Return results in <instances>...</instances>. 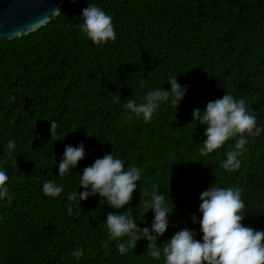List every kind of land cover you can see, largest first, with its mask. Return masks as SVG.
Segmentation results:
<instances>
[{
  "label": "trees",
  "instance_id": "16d2710c",
  "mask_svg": "<svg viewBox=\"0 0 264 264\" xmlns=\"http://www.w3.org/2000/svg\"><path fill=\"white\" fill-rule=\"evenodd\" d=\"M88 4L112 17L114 41L97 45L79 30ZM60 10L27 34L0 39V170L11 196L0 199V264H165L163 254H147L146 239L121 254L117 244L128 237L111 239L106 225L108 213L128 211L150 228L151 209L147 223L139 220L154 185L174 205L161 248L184 228L202 242L191 217L202 219L200 194L211 185L241 188L243 225L264 231V131L247 137L241 167L229 172L222 164L239 137L201 155L206 126L192 115L230 93L264 128V0H72ZM173 76L189 85L177 109L162 101L146 123L123 107L169 91ZM52 120L59 127L51 139ZM80 143L84 159L60 176L65 146ZM110 153L141 170L130 204L116 210L96 195L71 202L69 214V194L85 191L84 168ZM47 181L63 188L58 197L44 194Z\"/></svg>",
  "mask_w": 264,
  "mask_h": 264
},
{
  "label": "clouds",
  "instance_id": "9594fccd",
  "mask_svg": "<svg viewBox=\"0 0 264 264\" xmlns=\"http://www.w3.org/2000/svg\"><path fill=\"white\" fill-rule=\"evenodd\" d=\"M60 14L61 10L55 9L48 14V18ZM81 19L83 22L77 27L93 43L99 45L116 39L112 17L97 5L88 4L82 10ZM168 83L171 85L169 91L156 88L146 94L142 103H137L134 99H126L123 107L135 116L142 115L146 123L152 119L162 101L167 102L171 98V105L177 109L189 85H180L176 76H173ZM120 100V94L114 93L113 102L119 103ZM192 115L193 121H199L200 125L206 126L204 132L206 140L202 143L201 155L206 156L220 149L230 139L239 137L234 147L227 151L226 160L222 164V167L229 172L241 167L238 157L243 155L245 145L248 143L247 137L259 136L264 131V128L257 126V117L248 109L245 101L234 99L230 93L207 102L203 111L199 108L194 109ZM49 122L52 139L58 135L59 125L55 120ZM15 147V141L9 140L7 144L9 157L12 156ZM84 157L83 143L76 147L66 145L63 158L58 164L59 175L64 176L72 171ZM15 163L17 164L16 161ZM140 179V169L135 166L126 168L122 159L115 158L112 153L105 154L102 158L96 159L91 166L84 168L83 174L80 175V187L85 191L69 194L68 213H72L71 202L80 204V201H86L90 196L96 195L102 198L101 205L106 201L113 209H124L132 201ZM8 180L6 172L0 170V199H11ZM62 191L63 188L52 181L43 184V192L49 197H58ZM242 191L239 187L222 188L213 185L202 191L199 206L202 219L197 221L195 215L191 217L193 223L200 224L202 242L194 239L196 234L193 230L184 228L175 232L162 248L159 246L161 243H158V238L163 236L169 227L168 217L173 212L174 205L172 202L171 206L169 205L165 195L159 194L155 185L150 201L143 202L144 211L141 213L142 219L139 220L141 223H147L143 217L151 209L154 218L150 228L141 229L137 221L132 219L131 213L125 211L108 213L107 229L113 240L128 237L126 242L117 244L121 254L133 250L138 241L146 239L147 254L157 260L163 254L165 264H264V231L243 225L242 221L247 211L242 199ZM82 255L80 249L72 252V256L77 259Z\"/></svg>",
  "mask_w": 264,
  "mask_h": 264
},
{
  "label": "water",
  "instance_id": "95a60500",
  "mask_svg": "<svg viewBox=\"0 0 264 264\" xmlns=\"http://www.w3.org/2000/svg\"><path fill=\"white\" fill-rule=\"evenodd\" d=\"M72 0H0V39H12L44 25L48 14Z\"/></svg>",
  "mask_w": 264,
  "mask_h": 264
}]
</instances>
